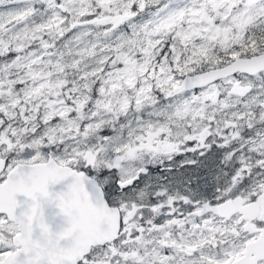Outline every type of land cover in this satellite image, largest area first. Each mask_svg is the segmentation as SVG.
<instances>
[{
    "label": "snow or ice",
    "instance_id": "snow-or-ice-1",
    "mask_svg": "<svg viewBox=\"0 0 264 264\" xmlns=\"http://www.w3.org/2000/svg\"><path fill=\"white\" fill-rule=\"evenodd\" d=\"M0 264H264V0H0Z\"/></svg>",
    "mask_w": 264,
    "mask_h": 264
}]
</instances>
